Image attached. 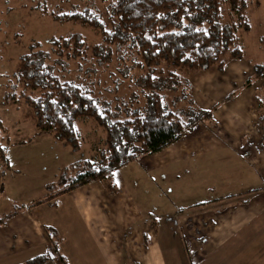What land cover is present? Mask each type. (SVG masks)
Returning <instances> with one entry per match:
<instances>
[{"label":"rangeland","instance_id":"374dc122","mask_svg":"<svg viewBox=\"0 0 264 264\" xmlns=\"http://www.w3.org/2000/svg\"><path fill=\"white\" fill-rule=\"evenodd\" d=\"M111 1L113 0H0V120L12 142L31 139L21 145L2 142V145L7 146L6 156L11 168L2 173L3 167L0 165V216L11 210L13 202L30 205L41 199L46 194L45 185L56 181L62 167L97 157L104 133L92 120L81 119L78 122L81 146L78 151H73L62 146L51 135L39 132L32 121L25 118L29 110L22 102L15 106H5L2 98L7 85L13 82L12 75L18 58L27 51L31 43L38 41L48 49L49 39L67 37L72 33L81 34L89 45L101 42L99 31L78 24H60L54 20V15L90 7L103 16L106 27L110 28L107 7ZM248 16L250 31L241 35L244 50L242 59L227 63L223 73L213 69L189 77L186 75L191 83L190 96L198 108L209 109L217 105L213 119L188 131L171 148L143 156L116 172L115 181L120 188L116 195L103 191L101 182H94L85 190L77 192L76 201H86L89 206L86 212L84 209L81 213V218L75 207L67 206L73 201L75 194L71 192L62 196L58 201L66 203L63 206L65 212L47 213L53 216V220L54 217L57 220L58 223L54 224H59L56 227L60 238L62 237L60 240L67 238L66 231L69 229L72 233H80L85 229L84 223H88L89 229L95 233L99 246H108V250L116 253L124 250L142 253L146 249L141 242L143 232L149 233V236L161 234L163 232L156 231L161 224L166 225L160 229L170 226L177 230V235H187L189 232L197 236L192 230L199 229V233L206 234L208 244L211 243L207 240L209 233L244 234L245 217L250 210L242 201L249 199L250 195L246 190L249 186H254L242 179L247 152L252 151L256 155L264 150L263 81L256 80L253 75L254 67L264 63V0H249ZM92 63L93 61L82 64L70 62L60 74L68 81L90 85L94 96L102 100L119 97L128 102L132 93H137L138 103L132 106L136 108L138 104H143L140 89L135 85L136 77L124 78L118 72L116 62L104 67H95ZM92 67L96 68V73L92 70L87 73ZM131 73L132 76L139 74L136 70ZM115 81L122 83L117 92L109 90L114 87ZM230 94L233 95L232 99L220 105ZM177 96L169 93L166 98V102L174 110L186 107L185 103L176 99ZM258 158L261 161L254 162V165L262 166L264 156L259 155ZM257 180L255 184L261 182L259 178ZM202 205L206 207L200 208ZM46 209V206L40 207L42 212ZM43 216L40 214L34 220L33 214H25L10 221L7 228L0 227V254L13 249L20 250L16 245L21 242H17V238L12 235L21 234V223L29 221L30 230H34L41 240L40 225L53 224L48 221L50 218ZM66 217L73 220L71 226L70 222H64ZM190 218L189 231L184 228L186 223L178 227L174 224ZM198 218L209 221L215 219L217 229L208 221H205L206 226L203 222L194 226ZM151 222L153 229L150 227ZM45 236L47 237L46 233ZM92 242L91 232H88L84 245L87 250L94 252L95 257L101 251L96 246L93 247ZM235 242L227 243L223 246L224 249L233 247ZM205 246L201 240L194 243L195 260H198L199 249L202 248L203 251L212 248V243L206 248ZM99 257L98 254L95 258ZM123 261L125 264H133L128 255ZM6 262L12 264L14 260L7 258ZM17 262H22V258Z\"/></svg>","mask_w":264,"mask_h":264},{"label":"trees","instance_id":"16d2710c","mask_svg":"<svg viewBox=\"0 0 264 264\" xmlns=\"http://www.w3.org/2000/svg\"><path fill=\"white\" fill-rule=\"evenodd\" d=\"M248 9L249 0H113L107 7L110 28L90 7L54 15L60 24L99 31L101 42L89 45L81 34L72 33L52 37L47 41L48 49L38 41L31 43L18 58L2 104L15 106L22 102L29 110L25 118L39 132L51 135L73 151L81 146L77 131L81 119L92 120L104 137L96 158L62 167L56 181L45 185L46 194L41 199L30 205L13 202L11 210L1 214L0 226L27 209L44 203L56 206L59 197L89 183L101 182L108 194L116 195V172L143 156L165 150L197 125L212 120L217 105L198 108L190 96L188 77L213 69L223 73L227 63L243 58L241 35L250 31ZM88 61H93L95 67L116 62L124 78L136 77L143 104L132 106L138 103L137 93H132L128 102L119 97L102 100L94 96L90 85L68 81L60 74L70 62ZM95 67L87 73H96ZM134 70L139 74L132 76ZM253 75L263 81V89L264 63L254 67ZM121 84L115 81L109 90L117 92ZM169 93L178 95L176 99L186 107L171 108L166 102ZM232 97L228 95L220 105ZM30 140L12 142L0 120L2 173L11 168L7 146L2 142L21 145ZM43 231L50 241L48 251L23 264H46L54 257L67 264L60 252L57 229L43 225Z\"/></svg>","mask_w":264,"mask_h":264},{"label":"crops","instance_id":"0c3cea01","mask_svg":"<svg viewBox=\"0 0 264 264\" xmlns=\"http://www.w3.org/2000/svg\"><path fill=\"white\" fill-rule=\"evenodd\" d=\"M263 138L264 137H262V140ZM172 146L168 148H171ZM252 146L255 150L256 148L254 147L253 143ZM168 148H166L165 150H167ZM256 152L257 151H255V153ZM239 155L241 158H244V156H246L245 153L243 154L244 156L242 154ZM247 155H248L246 157L247 163L246 165H244V171H243L244 176L242 177V179H245V182L247 183L248 182L253 183L254 186H249L247 188L246 192L249 193L250 197L249 199L242 201L250 210L249 215L247 214V216L245 217V231L243 232L244 234H241L239 232L235 234H233L232 232L229 233L222 232L223 234H219L216 232L209 233V235L207 234L209 236L207 240H209L212 243L211 246L212 248H206V246L211 243L208 244V241H206L205 239L206 234L199 233V229L192 230L195 232V234H197V236L192 235L191 233L189 234V232L187 235L185 234L177 235L175 233L177 232V230L171 229L170 226L164 229H160L162 228V226H165L166 224L159 225L157 224V222H155V224L159 225V228H156V225L154 226L156 228V231L163 233L161 234L156 233L155 235L153 234L149 236L148 235L149 233L143 232L141 242L145 245L146 249L142 253L140 252L132 253L130 251L127 252V250L116 253L115 251L108 250L107 249L108 246L106 247L105 245L99 246L97 239H95V233L89 229L88 223H84L83 225L85 226V229L82 230L80 233L79 231L78 233L76 232L72 233V230L69 229V231L68 230L66 231V234H68L67 238L65 239L63 238L61 240L62 243L60 245L61 246L60 252L67 260L66 263L67 264H125L123 259L126 255H128L130 258H132L133 264H264V174L263 175L261 174L264 173V161L262 160L263 161L262 166L254 165V162L261 161L258 157L259 155L264 156V150L261 151V154H259L258 152L256 153V155L254 154V152L248 151ZM247 165L249 168H247ZM258 178L261 180V182L255 184L257 183ZM90 184L92 183H89L81 188L71 191L75 194V197L73 198V201L67 204L69 208H73V207L76 208L80 218L82 216L81 213L84 212V209H86L89 206L86 201L77 202L76 200L78 194L76 197V193L85 190L90 186ZM91 186H98V185H91ZM101 187L103 191H105L103 184L101 185ZM61 197H59L56 200L57 201L56 206H52V205L50 206V204L44 203L35 208L27 209L21 214L6 220L5 224L3 226H0L2 227V229L7 228L10 221L14 220V218L16 220L19 216H25V214H29V215L33 214L34 220L38 219L37 217H39L40 214H43L44 215L43 217L50 218L48 221H52L53 223V224L45 223L40 225L41 227L40 231H42L41 232L42 235H40L41 240L38 239L39 235H37L34 232V230H30L29 221H28L29 223L28 222H24V224L21 223L22 225L21 234L12 235L17 238L16 240L17 242H21V244L16 245V247L20 248V250L14 251L13 249V251L11 252L0 254V262L2 261L3 264H7L6 259L13 258L14 262L12 264H23L27 260L34 258L38 255L44 254L48 251L50 241L43 232V225L52 226L58 230L56 225L59 226V224H54V222L58 223L56 222L57 220L55 219V217L53 220V216L48 215L47 213L50 211L53 212L55 211L58 214L61 212H65L64 211L65 207L63 206H65L66 203L62 204L60 201H58ZM227 198L230 197L227 196ZM239 203L240 202H236V204ZM42 206H46V208L48 209L43 210L42 212L40 210V207ZM204 207H206V205H202V207L200 208H204ZM86 211L87 209L85 210V212ZM64 220H63L64 222H70L69 224L70 226L71 223H73V220L69 219V217H66ZM195 221L197 222L193 224L194 226L202 222L204 223L203 225L206 226L207 223L205 221H208L210 222L211 226L215 225L214 227L217 229L216 226L217 222L215 219L214 220L210 219L209 221V219L198 218V220ZM16 223L14 222V224ZM174 224L177 227L185 224L186 227L184 228H187V231H189L190 227L188 228V226L191 225V218L182 221V223H179V221H177ZM150 227L151 228L153 227L152 222L150 223ZM184 228L183 231H186L184 230ZM216 229H214L213 231H216ZM88 232L89 233L91 232L93 247L96 246L97 250L101 251L96 253L97 256L95 257H98V254L100 255L98 259H96L93 256L94 252L92 251L90 252L89 250H87L86 246L84 245L85 235ZM145 236L147 237V239H145ZM30 239L32 241H30ZM237 239H239V242L237 241ZM24 240L25 242H23ZM200 240L201 243L204 242V246L206 245L205 246L206 249H204V247H203L204 249L203 251L201 250L202 248L199 249L198 260H195V256H194L195 251L193 247H194V243ZM233 241H236L235 242L236 245H233V247L231 248L224 249L223 247L224 245ZM242 241H244V243ZM183 243H185L186 247ZM66 246H68L67 249ZM31 247L35 248V250H31L32 249ZM20 258H22V262H17ZM46 264H65V262L63 261L61 262L57 257H54L52 261Z\"/></svg>","mask_w":264,"mask_h":264}]
</instances>
